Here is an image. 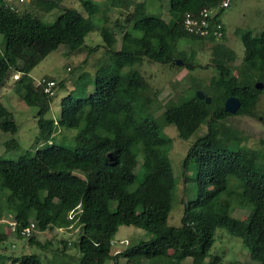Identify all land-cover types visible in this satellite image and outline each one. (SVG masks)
<instances>
[{
  "label": "trees",
  "instance_id": "16d2710c",
  "mask_svg": "<svg viewBox=\"0 0 264 264\" xmlns=\"http://www.w3.org/2000/svg\"><path fill=\"white\" fill-rule=\"evenodd\" d=\"M63 1L31 0L30 6L20 10L22 4L11 8L0 0V86L18 76L17 92L27 106L37 108L38 129L33 155L28 150L14 160L0 156V244L14 235L28 246L45 248L48 243L40 242L39 234L75 227L79 233L72 246L79 255L65 257L70 243L61 241L62 248L54 254L60 262L44 263L37 254L0 253V264H119L120 260L125 264H182L186 259L192 264H243L209 256L217 229L240 239L249 258L264 264V164L256 161L245 144L248 137L229 122L231 117L259 116L256 106L264 94V31L253 35L250 30H235L244 48L242 62L236 65L237 54L225 44L221 21L225 9L216 15L223 25L220 39L189 35L183 28L186 13L216 8L219 0H168V21L147 15L145 3L138 0H105L109 4L104 10L93 0H79L86 16L63 7L54 23L44 24L39 12L48 14ZM111 9L126 12V25L114 24L123 35L120 48L114 30L105 25ZM137 9L143 10L140 21L135 18ZM99 14L104 22L100 35L106 63L98 61L92 80L89 74L80 76L62 98L58 119H47L53 97L36 87L29 74L60 46L70 55L96 52L100 47H88L84 39L94 30L92 19ZM175 39L210 45V63L217 76L203 89L212 98L209 105L196 95L161 105L141 75L143 60L189 71L205 68L187 61L182 51L165 56ZM175 59L183 64L177 66ZM257 82L262 83L261 90L255 89ZM56 83L63 89L64 82ZM193 88L201 90L198 84ZM229 97L240 102L234 115L224 110ZM161 109L155 121L151 113ZM169 125L182 140H188L201 125L207 128L190 146L183 163V176L190 164L196 170V195L181 200L184 211L179 227L168 225L177 185L169 160L172 140L163 134ZM58 129L77 130L74 149L49 143ZM0 131L11 136L3 143L5 153L20 149L14 137L18 127L1 102ZM245 208L249 209L246 217H234L236 209ZM71 211L75 214L69 220ZM9 216L15 223L14 234L1 222ZM31 222L36 230L21 236ZM122 226L141 229L152 237L115 254L111 243Z\"/></svg>",
  "mask_w": 264,
  "mask_h": 264
},
{
  "label": "rangeland",
  "instance_id": "374dc122",
  "mask_svg": "<svg viewBox=\"0 0 264 264\" xmlns=\"http://www.w3.org/2000/svg\"><path fill=\"white\" fill-rule=\"evenodd\" d=\"M96 2L102 10L104 6H108V2L105 0H93ZM144 2L146 6L147 15L161 16L165 21L169 20V6L168 0H138ZM31 0L23 3L19 9L22 10L26 6H30ZM71 8L77 10L83 16H86L79 0H64L61 6H58L48 14H40L39 17L46 25H51L61 14L62 8ZM132 8L130 11H133ZM139 11V12H138ZM138 12V14H137ZM135 18L140 21L143 10H135ZM126 12L119 14L115 9H111L107 14V22L105 25L112 28L116 36V47L120 48L122 41V33L119 29L114 27L116 22L124 24ZM94 24V30L90 32L84 39V44L91 48H98L94 53L87 54L85 50L79 51L74 54H68L64 46H60L56 51L49 54L43 61H41L31 72L30 77L33 83H37L43 77H49L56 82H64L63 89L56 87V95L53 96V100L50 104V110L46 115L47 119L56 121L60 114V102L69 92L68 90L75 85V82L80 76L85 74L90 75V80L93 79V74L98 67V61L103 59V64L106 63L104 49L101 47L104 45L103 39L100 35V28L104 25L101 20V14L96 15L92 19ZM221 21L225 28V44L229 46L237 54L236 65L241 64L244 48L240 39L235 35V30L240 28L244 30L252 31L253 35L264 31V0H232L229 8L223 11ZM129 29L132 28L130 24H127ZM136 36H139V32H134ZM178 51H182L186 54L187 61L198 63L205 68L197 67L193 71L183 69H177L171 67L169 64L160 65L143 60L139 71L144 79L147 81L152 92L156 94V98L161 105H164L169 100H176L180 97L181 100H187L196 95L194 86L199 85L201 90L208 86L210 79L217 76V71L211 66V49L210 45H200L199 43H193L186 39H181L179 42L174 40L173 44L165 49L164 55L175 56ZM3 55V45H1L0 38V58ZM127 70H122L125 73ZM18 77V76H17ZM16 77L10 78L5 84L0 86V102L2 105L12 114L14 121L18 127V132L14 136L20 146V149L14 150L8 153L4 152L3 143L11 138L10 134H5L0 131V156L6 159H16L19 155L30 151V155L35 152V146L33 141L38 134L36 126V107L27 106L21 99L16 89L15 84ZM92 90L89 87L88 93ZM183 95V96H182ZM163 109L152 114L155 121L160 118ZM256 112L259 115L258 118L250 117H231L229 122L236 126L243 134L248 137L245 143L247 147L254 152V158L256 161L264 164V125L262 124V117L264 116V94L259 97ZM147 115L149 113L147 112ZM77 130L75 129H58L52 140L58 146H63L69 149H74L75 143L73 140ZM207 132L206 125H201L200 128L188 139L182 140L177 136L176 128L169 125L164 128L163 134L172 140V147L169 152V160L171 163L174 178L176 180V188L174 190L172 198V209L168 218V225L172 227H179L181 225V219L183 217L184 206L181 202L192 200L196 195V170L193 164L188 166L185 176H183V163L186 158L188 149L194 143L196 139L205 135ZM43 144L38 145V148ZM143 162V158H138V165ZM185 178L189 179V182L185 184ZM249 214V209H236L233 213L236 218H243ZM6 220H13L12 216L7 217ZM79 230L72 228L71 230H58L47 231L42 235L39 234L40 242H47L48 245L45 248H37L36 246H28L25 240H17L14 235H11L7 241L0 244V253L7 255H21L24 254H37L41 258L42 262L58 261L59 258H55L54 254L56 249H61V241H67L69 257L77 258L79 255L77 249L72 246V243L76 240ZM152 236L147 235L141 229L134 228L132 226L119 228L117 234L114 237L112 252L119 253L126 249L136 245L140 240H149ZM2 247L4 249H2ZM220 256L223 262L239 261L243 264H258L252 261L247 253V250L243 247L240 239L233 237L228 233L226 229H217L215 232V241L209 250V256ZM61 258V257H60ZM65 259L66 260H69ZM62 260H59V262ZM70 262V261H69ZM71 263H75L72 261ZM106 264H113L112 261H108ZM119 264H125L124 260H120ZM141 264H154L153 262L143 261ZM182 264H192L191 259H186Z\"/></svg>",
  "mask_w": 264,
  "mask_h": 264
},
{
  "label": "built area",
  "instance_id": "2783aa9c",
  "mask_svg": "<svg viewBox=\"0 0 264 264\" xmlns=\"http://www.w3.org/2000/svg\"><path fill=\"white\" fill-rule=\"evenodd\" d=\"M10 4L11 8L15 4H23L28 0H2ZM231 0H219L218 6L216 8H205L198 13H186L183 18V28L184 31L189 35L198 36L201 38H214L220 39L223 36L222 23L218 21L216 15L222 9H227L230 5ZM16 77V76H15ZM17 78V77H16ZM36 87H40L45 95L48 97L55 96L57 83L53 80L40 79L34 84ZM75 212L71 211L68 214V219L72 220ZM10 228L12 234L15 233V223L13 220H4ZM36 230V224L31 222L29 226L21 231V236L28 237L31 235L32 231ZM113 245V242L111 243Z\"/></svg>",
  "mask_w": 264,
  "mask_h": 264
},
{
  "label": "water",
  "instance_id": "95a60500",
  "mask_svg": "<svg viewBox=\"0 0 264 264\" xmlns=\"http://www.w3.org/2000/svg\"><path fill=\"white\" fill-rule=\"evenodd\" d=\"M175 64L177 66H181L183 64V62L179 59H175ZM262 88H263L262 83L257 82L255 84L256 90H261ZM196 97L199 100H203L207 105H209L211 103V100H212V98L210 96H208L204 90H197L196 91ZM239 108H240V102L235 97H229L224 102V110H225V112H227L229 114H232V115L236 114L237 111L239 110Z\"/></svg>",
  "mask_w": 264,
  "mask_h": 264
},
{
  "label": "crops",
  "instance_id": "0c3cea01",
  "mask_svg": "<svg viewBox=\"0 0 264 264\" xmlns=\"http://www.w3.org/2000/svg\"><path fill=\"white\" fill-rule=\"evenodd\" d=\"M68 255H69L68 252H66V253H65V257H67Z\"/></svg>",
  "mask_w": 264,
  "mask_h": 264
}]
</instances>
